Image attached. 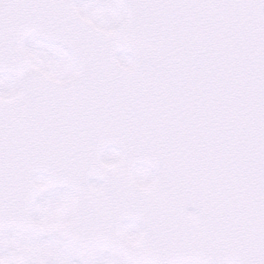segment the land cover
<instances>
[{
  "label": "snow or ice",
  "instance_id": "snow-or-ice-1",
  "mask_svg": "<svg viewBox=\"0 0 264 264\" xmlns=\"http://www.w3.org/2000/svg\"><path fill=\"white\" fill-rule=\"evenodd\" d=\"M0 264H264V0H0Z\"/></svg>",
  "mask_w": 264,
  "mask_h": 264
}]
</instances>
